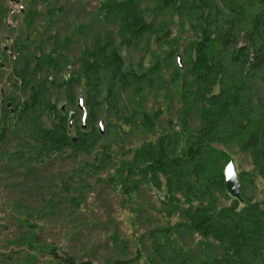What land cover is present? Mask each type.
<instances>
[{
  "label": "trees",
  "instance_id": "16d2710c",
  "mask_svg": "<svg viewBox=\"0 0 264 264\" xmlns=\"http://www.w3.org/2000/svg\"><path fill=\"white\" fill-rule=\"evenodd\" d=\"M160 2L185 13L187 20L191 11L186 3L200 9L195 37L184 42L183 55L190 63L180 64L172 49L140 72L135 56L140 54L143 62L147 38L161 23L158 16L150 20L151 6ZM3 13L0 7V30ZM33 18L17 40L21 53L14 58V85L20 81L31 93L20 117L34 133L35 149L51 155L70 148L90 152L98 145L103 127L72 136L70 115L57 105L63 93L73 105L83 96L77 90L83 84L91 105L88 119L96 121L103 107L111 116H124L125 97L131 95L145 128H153L163 114L152 117L149 96L165 91L167 101L178 104L181 130L146 143L133 153V161L144 165L140 170L146 177L167 179L162 200L181 195L187 202L182 219L161 229L168 241L154 245L153 255L160 264H264V199L244 194L243 207L237 199L225 202L232 197L224 177L233 151L264 175V0H104L102 19L81 23L80 38L61 35L62 27L53 34L51 26L31 50ZM119 45L126 47L128 64ZM1 65L0 60V81L5 75ZM2 108L9 117L7 106ZM45 113L53 115V126L44 127ZM6 114L0 149L11 139L20 147L28 145L29 140L18 141L19 131L11 129L18 123ZM168 124L173 127V119ZM183 135L186 146L179 149ZM63 259L77 264L71 257Z\"/></svg>",
  "mask_w": 264,
  "mask_h": 264
},
{
  "label": "rangeland",
  "instance_id": "374dc122",
  "mask_svg": "<svg viewBox=\"0 0 264 264\" xmlns=\"http://www.w3.org/2000/svg\"><path fill=\"white\" fill-rule=\"evenodd\" d=\"M0 7L4 9V27L0 30L4 54L0 60L5 74L0 81V132L6 114L2 107L11 102L12 106H7L10 116H6L18 123L11 129L19 131V142L29 140L28 145L23 143L20 147L11 139L0 149V264H67L63 259L66 256L77 264H112L117 260L124 264H160L159 257L153 255L154 245L168 241L161 229L182 219L181 209L187 201L181 195L178 199L162 200L161 195L168 193L167 179L146 177L140 170L144 165L133 161V153L146 143L157 141L166 131L181 130L177 102H168L165 91L156 90L148 98L147 110L154 119L163 114L153 128H145L139 105L126 95L124 116H111L103 107L97 120L87 118L86 129H82L85 112L78 105L81 99L87 113L91 111L83 84L77 89L83 96L77 97L73 105L64 93L57 105H65L70 116L75 113L72 136L103 127L98 145L90 152L70 148L50 155L37 151L34 133L23 125L25 116L22 120L20 117L30 90L24 91L20 81L14 85V58L21 53L17 40L33 16L37 23L29 42L31 50L51 26L53 34L62 27L61 35L80 38L81 23L102 19L104 0H21L20 4L0 0ZM151 7L150 20L158 16L161 23L147 38L143 62L137 53L134 67L140 72L147 70L156 59H165L172 49L177 50L181 64H189L190 57L183 55L184 42L195 37L200 9L192 2L186 3L184 7L191 11L187 20L185 13L162 2ZM4 45L9 49L5 50ZM118 49L128 64L126 47L119 45ZM218 90L216 86L215 92ZM172 119L173 127L168 124ZM42 120L44 127L54 124L49 113L43 114ZM179 146H186L184 135ZM232 157L243 186V201L228 191L232 199L225 202L237 199L243 207L244 194L264 199V175L254 169L246 156L233 151Z\"/></svg>",
  "mask_w": 264,
  "mask_h": 264
},
{
  "label": "water",
  "instance_id": "95a60500",
  "mask_svg": "<svg viewBox=\"0 0 264 264\" xmlns=\"http://www.w3.org/2000/svg\"><path fill=\"white\" fill-rule=\"evenodd\" d=\"M14 2H16L17 4H20L21 3V0H12ZM21 11L22 12H25V7L23 5H21ZM10 38V37H8ZM4 49L5 50H8L9 49V46L8 45H4ZM11 55H13V53H11ZM178 60H179V63L181 64V57L180 55H178ZM25 105L28 104V101H24ZM7 106L11 107L12 106V103L9 102L7 104ZM79 106L81 108L84 109V118H83V122H84V125L83 127L85 128L86 127V121H87V117H88V113L86 111V108L84 106V102L83 100L81 99L80 102H79ZM63 109H65V105L63 106ZM23 109H21L22 111ZM14 111V109H13ZM74 116H75V113L72 112L71 113V116H70V125L72 126L73 125V120H74ZM224 176H225V184H226V187L228 189V191L230 192V194L232 196H234L235 198L237 199H240L243 201V197H242V194H241V190H242V183L239 179V175H238V172L236 170V166H235V162L234 160H230V162L227 164V166L225 167L224 169Z\"/></svg>",
  "mask_w": 264,
  "mask_h": 264
}]
</instances>
